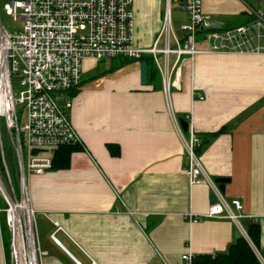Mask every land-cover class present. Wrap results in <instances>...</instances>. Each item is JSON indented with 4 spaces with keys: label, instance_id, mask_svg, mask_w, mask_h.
<instances>
[{
    "label": "crops",
    "instance_id": "0c3cea01",
    "mask_svg": "<svg viewBox=\"0 0 264 264\" xmlns=\"http://www.w3.org/2000/svg\"><path fill=\"white\" fill-rule=\"evenodd\" d=\"M203 9L219 27L241 12L264 11V2L203 0ZM132 10L134 44L148 47L166 28L170 0H134ZM170 26L174 32L171 19ZM201 47L176 65L170 56L168 93L161 61L142 84L140 61L90 79L114 62L85 58L83 82L68 91L83 148L71 153L69 167L28 177L40 264H183L185 253L227 251L237 230L264 264V53ZM191 133L204 142L194 152L208 175L228 178L225 201L235 212L231 200L242 202L238 219L202 216L211 189L202 178L189 181L184 139ZM2 221L0 264H10ZM251 221L260 226L258 247L247 232Z\"/></svg>",
    "mask_w": 264,
    "mask_h": 264
},
{
    "label": "built area",
    "instance_id": "2783aa9c",
    "mask_svg": "<svg viewBox=\"0 0 264 264\" xmlns=\"http://www.w3.org/2000/svg\"><path fill=\"white\" fill-rule=\"evenodd\" d=\"M133 3L134 0H0V9L21 22L17 29L9 30L0 18V151L6 172V177L0 175V219L9 233L10 264H40L28 177L50 170L54 152L60 146L80 143L69 118L72 101L68 91L82 81L86 57L97 61L116 56L149 57L157 64L161 61L164 91L168 93L174 84L170 77L171 55L176 65L182 57L192 59L202 51L203 44L211 51L264 53L262 10L250 9L255 15L253 21L220 31L212 30L215 23L203 9V0H181L189 19L180 26L185 35L180 38L172 31L167 13L166 28L154 43L138 47L133 40ZM2 120L17 168V189L4 159ZM184 143L190 159L186 171L189 181L196 183L202 178L215 197L202 216L238 219L243 204L238 198L232 199L235 212L225 201L219 185L194 152L199 139L191 133ZM52 237L56 239L54 234ZM192 258L190 253L183 254V264H192Z\"/></svg>",
    "mask_w": 264,
    "mask_h": 264
},
{
    "label": "trees",
    "instance_id": "16d2710c",
    "mask_svg": "<svg viewBox=\"0 0 264 264\" xmlns=\"http://www.w3.org/2000/svg\"><path fill=\"white\" fill-rule=\"evenodd\" d=\"M254 19L255 16L253 14L241 12L239 15L235 17V20L233 22L227 23L222 26L220 25L218 28L213 27L212 30L216 29V30L224 31L241 24L249 23ZM118 57H120V60L110 65L107 69H102L101 65L98 66L97 68L98 70H96L94 73L91 74L90 79L100 77L104 74L117 70L121 66L137 61V59H133L129 57H123V56H118ZM113 58L114 57H112L111 59L113 60ZM144 59L147 61V75H149V70H151L155 65L149 57H146ZM138 60L140 61L142 59H138ZM77 87L78 86L70 90L71 91L73 89L76 90ZM71 91H69V94H71ZM203 143L204 142L201 139L200 144L195 148L198 154L201 152ZM108 147L113 154H118L120 151L119 146L114 147L112 144H109ZM82 148L83 147L80 144L60 146L54 152L51 169H62L69 167L71 153L75 150H80ZM2 222L4 229H6L5 222L4 221ZM247 232L253 244L256 247H258L260 242L259 224L257 222L251 221L247 226ZM192 264H262V262L257 257L256 253L252 249L249 242L245 238L240 237L237 239L235 243L231 244L228 250L225 252L216 253L214 255L209 253L195 254L192 258Z\"/></svg>",
    "mask_w": 264,
    "mask_h": 264
},
{
    "label": "rangeland",
    "instance_id": "374dc122",
    "mask_svg": "<svg viewBox=\"0 0 264 264\" xmlns=\"http://www.w3.org/2000/svg\"><path fill=\"white\" fill-rule=\"evenodd\" d=\"M252 6L254 8H258V3L256 2H251ZM170 19L172 23V27L174 29V32H176L179 37H183L185 35V31L180 29V26L184 23H188V14L187 11L182 7L181 5V0H170ZM1 15H2V22L4 24V27L9 29V30H14L17 29L21 22L14 20L11 16L7 15L5 11L2 9L1 10ZM213 20V19H212ZM239 26V25H238ZM136 59V58H133ZM120 60V57L116 56L113 58V60L110 58L104 59L103 65H110L112 62H117ZM137 61H139L137 59ZM138 64V63H137ZM106 69V68H105ZM157 79L159 80L160 78L157 75ZM15 89L18 90V86L15 85ZM24 120V118L22 119ZM1 134H2V139H3V147H4V159L7 165V169L10 173V176L12 178L13 186L15 189H17V168L14 165V160H13V152H12V147H11V142L7 133V129L5 127L4 121L2 120L1 122ZM5 164L3 161V156L0 151V175L1 177H6V172L4 171ZM7 184V183H6ZM35 217V222H36V227H37V238L41 239L39 237V219L38 215L34 214ZM41 243V242H40Z\"/></svg>",
    "mask_w": 264,
    "mask_h": 264
},
{
    "label": "water",
    "instance_id": "95a60500",
    "mask_svg": "<svg viewBox=\"0 0 264 264\" xmlns=\"http://www.w3.org/2000/svg\"><path fill=\"white\" fill-rule=\"evenodd\" d=\"M215 28H218V24H214ZM146 77H147V61L145 59L140 60V81L142 84L146 83ZM179 122L183 128L184 131L188 129V122L184 119L180 118ZM215 182L219 184V188L223 191L224 190V184L228 181V178L225 177H218L214 179ZM210 199L213 201L215 200V197L212 193H210ZM241 236L240 232L237 230L235 232V239L237 240Z\"/></svg>",
    "mask_w": 264,
    "mask_h": 264
}]
</instances>
